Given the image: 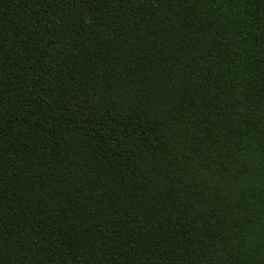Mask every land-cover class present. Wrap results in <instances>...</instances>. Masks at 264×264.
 I'll return each mask as SVG.
<instances>
[{"label":"trees","instance_id":"obj_1","mask_svg":"<svg viewBox=\"0 0 264 264\" xmlns=\"http://www.w3.org/2000/svg\"><path fill=\"white\" fill-rule=\"evenodd\" d=\"M0 264H264V0H0Z\"/></svg>","mask_w":264,"mask_h":264}]
</instances>
